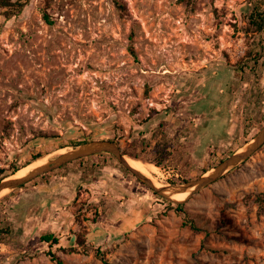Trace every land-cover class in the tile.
<instances>
[{"label": "rangeland", "instance_id": "obj_1", "mask_svg": "<svg viewBox=\"0 0 264 264\" xmlns=\"http://www.w3.org/2000/svg\"><path fill=\"white\" fill-rule=\"evenodd\" d=\"M19 1L0 13V175L107 140L180 185L263 126L264 0ZM78 159L0 193V264H53L46 232L62 264H264V143L183 200L197 230L112 153ZM78 235L86 252L61 249Z\"/></svg>", "mask_w": 264, "mask_h": 264}, {"label": "water", "instance_id": "obj_2", "mask_svg": "<svg viewBox=\"0 0 264 264\" xmlns=\"http://www.w3.org/2000/svg\"><path fill=\"white\" fill-rule=\"evenodd\" d=\"M263 143H264V124L248 143L235 150L225 159L221 160L216 166L209 168L199 177L184 182L183 184L180 185H166V184L155 185L152 179L143 175L142 173L130 167L126 163L124 159L125 155L121 153L120 148L118 147L117 144L107 140L89 141L83 144H79L77 146H73L72 149L59 154L56 158L45 162L44 164L40 165L39 167L35 168L29 173H26L23 176L13 177V175L17 172L16 171L14 174L3 178L0 181V193L5 189L8 190L14 189L45 172L58 168L62 164L67 163L69 161L95 153L108 152L115 155L118 161L128 171H130L136 178H138L149 188H151L155 193L161 195L162 197L170 201L176 203H182L183 200L173 199L169 196V193L184 192L189 189L190 191L189 196L192 195L198 190L214 182L216 179L221 177L224 173L228 172L230 169L234 168L235 166L246 160Z\"/></svg>", "mask_w": 264, "mask_h": 264}, {"label": "trees", "instance_id": "obj_3", "mask_svg": "<svg viewBox=\"0 0 264 264\" xmlns=\"http://www.w3.org/2000/svg\"><path fill=\"white\" fill-rule=\"evenodd\" d=\"M113 2L118 8L124 9L123 2H121V0H113ZM22 6H23V2H20L19 0H0V13L7 16V15L11 14L13 11H15V9H21ZM248 23L252 27L253 32L264 33V4H263V1H260L259 4L254 5V8L251 10V12L249 13V16H248ZM130 51H131V54L134 55V51H133L132 47L130 48ZM258 56H260V52L256 53L254 56H251L250 59L252 60L253 65L257 63V59H258L257 57ZM261 124H264V116L261 117L260 125ZM86 142H88V139H75V140H69L68 141L69 145H71V146H77L79 144H83ZM240 146H241V144L238 145V147H240ZM232 152H234V149L229 151L228 154H231ZM121 153L124 155H127L129 157H132L134 159L139 158V156H137L134 152H132L131 150H128V149L122 150ZM42 156H43L42 153H37L35 155H32L31 158L26 160L23 164H21V165L17 164V165L12 166L10 168V170H7L8 172L6 174H4V172H3L0 175V181L5 177L14 174L16 171H18L23 166L28 165L32 161H34V160H36ZM77 161H80V159H77ZM150 162H153L157 165H161V162L159 159L153 160ZM211 165H208L205 168V171L207 169L211 168ZM236 168H237V166L232 168L231 170H229L227 173L235 170ZM124 170L127 171V169H125V168H124ZM43 175H39L36 178L43 177ZM22 186H24V184H22L18 187L20 188ZM160 198H162V197H160ZM162 200H164L169 207H172L175 212L183 213L184 223L188 224L194 230L198 229L196 224L185 213L182 203H176V202L167 200L165 198H162ZM256 200L262 202L263 198L260 196V194H258L256 196ZM10 231L11 230H10L9 224L6 221L0 220V241H2L1 236H4V235L10 233ZM39 239L47 244L46 255L49 258V260L53 264H62L61 257L59 255H57L52 249L54 246L58 245V238L53 233L46 232V233L41 234ZM86 243H87V238L82 236V235H78L75 239V245L70 246L69 248H61V249L65 250V252H76V251H78V248H82L83 251L86 252L87 251ZM94 255L98 259H100L103 263H106L107 260L105 258L104 252L100 248H96L94 250Z\"/></svg>", "mask_w": 264, "mask_h": 264}, {"label": "bare ground", "instance_id": "obj_4", "mask_svg": "<svg viewBox=\"0 0 264 264\" xmlns=\"http://www.w3.org/2000/svg\"><path fill=\"white\" fill-rule=\"evenodd\" d=\"M63 150L64 149H61V151H63ZM124 159H125L126 163L130 167L136 169L137 171H139L143 175H145V176L149 177L150 179H152L155 185H160L161 184L157 180V178L155 177V175L159 174V168L157 166H155V165H153L151 163L143 162L141 160L130 158L128 156H124ZM46 161H47L46 157L38 158V159L32 161L31 163H29L28 165L23 166L22 168H20L13 175V177L23 176L26 173H29L32 170H34L35 168H37L40 165L44 164ZM5 190H7V189H5ZM4 191H2V192H4ZM189 192H190L189 189L184 191V192H171V193H169V196L171 198H173V199H176V200H184L185 198H187L189 196Z\"/></svg>", "mask_w": 264, "mask_h": 264}]
</instances>
